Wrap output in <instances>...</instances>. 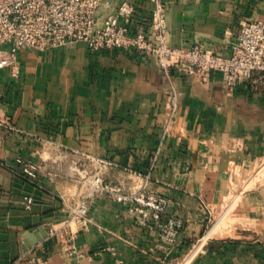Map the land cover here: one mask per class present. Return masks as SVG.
Masks as SVG:
<instances>
[{
  "label": "crops",
  "instance_id": "1",
  "mask_svg": "<svg viewBox=\"0 0 264 264\" xmlns=\"http://www.w3.org/2000/svg\"><path fill=\"white\" fill-rule=\"evenodd\" d=\"M164 1L170 46L224 57L244 24L264 19V0ZM124 2L136 8L132 30L150 33L154 0H104L99 20ZM18 60L19 78L0 70V264H264V178L254 175L264 161V86L229 91L219 72L202 79L187 68L168 77L153 57L83 43L24 49ZM18 160L38 165V178ZM82 161L94 163L90 175L112 163L106 182L169 200L162 220L181 223L175 242L105 193L89 197V227L69 226L90 189L77 178ZM238 176L252 187L231 201Z\"/></svg>",
  "mask_w": 264,
  "mask_h": 264
},
{
  "label": "built area",
  "instance_id": "2",
  "mask_svg": "<svg viewBox=\"0 0 264 264\" xmlns=\"http://www.w3.org/2000/svg\"><path fill=\"white\" fill-rule=\"evenodd\" d=\"M103 1L0 0V70L9 69L13 78H19V51H44L83 43L91 52L135 50L153 57L168 77L176 68H187L194 70L202 79H207L212 72H219L229 91H234L244 82L257 87L264 86V19L244 24L231 54L224 57L203 46L190 49L170 46L167 38V5L164 0H154L150 33L132 30L136 8L127 2L101 22L98 12ZM169 108L168 126L178 111V94L175 90L170 95ZM18 163L24 165L22 174L25 177L30 180L38 178L41 170L38 165L21 160ZM99 163L103 167L112 165L107 161ZM86 176L88 178L85 181L91 191L83 195L72 208L69 226L89 227L92 222L89 197L93 193H105L114 201L130 204L131 210L139 214L141 224L151 229L159 228L163 240L175 242L181 223L173 219L167 223L162 220L169 200L160 196L156 201L146 199L142 194L145 185L136 193L128 194L123 187H111L99 172L93 175L87 173ZM24 201L26 208L31 209L36 199L33 195H27Z\"/></svg>",
  "mask_w": 264,
  "mask_h": 264
},
{
  "label": "rangeland",
  "instance_id": "3",
  "mask_svg": "<svg viewBox=\"0 0 264 264\" xmlns=\"http://www.w3.org/2000/svg\"><path fill=\"white\" fill-rule=\"evenodd\" d=\"M79 164H80L79 167L81 169V172H80V174H78L77 178H78V180H81L80 187L82 188L85 185L84 182H86L85 181L86 178H88V176H86L87 173H85V171L88 170V166L90 164H92L94 166V163H92V162L90 163L89 161H82ZM94 169H96V172H99V175H102L103 172H104V167L103 166H99L98 165L97 168H94ZM254 169H255V171H254L255 178L258 180V182H260L261 179L264 178V161L263 162H259L258 165H255ZM238 184L239 185H233L232 186V194H231L232 200L231 201H235L237 198L240 197V195L243 192H245L246 190H248V189H250L252 187V186H249V183L247 181H245V179H243L241 176L238 179ZM87 187L89 188L90 185H88ZM111 187H113V188H120L121 187L122 188L123 186H122V184L120 182H117V183L113 182L111 184ZM133 188H134V186H133ZM84 189H85V194L90 193V191H91L90 189H87V188H84ZM124 190L128 194H132V193L134 194V193L137 192V191H134V189H124ZM142 194H144L146 199L150 198V199H152L154 201H156V198L159 197L158 195H156V193H154L153 191L148 190L146 188H145V190H144V192ZM232 213H233L232 210L228 211V213L226 215L227 219H228L229 216L231 217Z\"/></svg>",
  "mask_w": 264,
  "mask_h": 264
},
{
  "label": "water",
  "instance_id": "4",
  "mask_svg": "<svg viewBox=\"0 0 264 264\" xmlns=\"http://www.w3.org/2000/svg\"><path fill=\"white\" fill-rule=\"evenodd\" d=\"M37 238H38V239H40V238H41V236H40V235H37Z\"/></svg>",
  "mask_w": 264,
  "mask_h": 264
},
{
  "label": "bare ground",
  "instance_id": "5",
  "mask_svg": "<svg viewBox=\"0 0 264 264\" xmlns=\"http://www.w3.org/2000/svg\"><path fill=\"white\" fill-rule=\"evenodd\" d=\"M213 233H215V230H214V232Z\"/></svg>",
  "mask_w": 264,
  "mask_h": 264
}]
</instances>
